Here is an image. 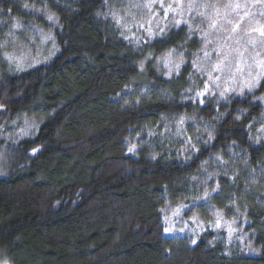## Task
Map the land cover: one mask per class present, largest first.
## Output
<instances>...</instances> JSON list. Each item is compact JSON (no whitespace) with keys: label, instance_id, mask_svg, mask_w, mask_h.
Here are the masks:
<instances>
[{"label":"trees","instance_id":"1","mask_svg":"<svg viewBox=\"0 0 264 264\" xmlns=\"http://www.w3.org/2000/svg\"><path fill=\"white\" fill-rule=\"evenodd\" d=\"M110 1L0 0V135L21 116L40 122L0 139V264H264V74L250 95L186 100L190 65L167 79L153 63L198 39L181 27L135 47L103 15ZM33 25L58 52L11 73L7 37ZM198 183L242 215L259 256H225L213 233L165 236L162 208L188 204Z\"/></svg>","mask_w":264,"mask_h":264},{"label":"rangeland","instance_id":"2","mask_svg":"<svg viewBox=\"0 0 264 264\" xmlns=\"http://www.w3.org/2000/svg\"><path fill=\"white\" fill-rule=\"evenodd\" d=\"M189 5L198 7L190 8ZM217 9L219 16L215 15ZM44 12L46 21L54 26L53 15ZM201 12L217 21L215 28L209 27V20L201 16ZM34 14L39 17V10ZM103 15L110 19L119 36L135 47L181 27L198 39V51L188 55L170 51L155 58L153 63L167 79L176 77L186 64L190 65L191 88L187 91L186 100L199 104L218 103L250 95L264 74V35L260 34V29L264 27V0H112L105 4ZM7 39L8 52L1 60L11 73L48 64L58 52L51 31L38 25L24 29L18 26ZM206 52L208 56H205ZM225 54L227 60L224 59ZM221 61L224 62L223 72L214 67ZM228 61H231L230 68ZM261 123L260 132L264 135V113ZM39 124V120L21 116L3 128L0 139L16 143L32 136ZM174 125L179 126L177 123ZM164 128H170V125ZM175 128L179 131L181 126ZM135 150L132 148L130 154ZM206 184L198 183L190 187L194 196L188 204L169 202L162 208L165 236H186L197 243L201 235L213 233L215 236L210 244L221 247L223 255L234 256L243 250L249 257L259 256V248L251 234L245 231L247 224L242 215L233 208L228 216L214 208L209 199L218 191L207 188Z\"/></svg>","mask_w":264,"mask_h":264},{"label":"snow or ice","instance_id":"3","mask_svg":"<svg viewBox=\"0 0 264 264\" xmlns=\"http://www.w3.org/2000/svg\"><path fill=\"white\" fill-rule=\"evenodd\" d=\"M145 6H146V7H150V5H145ZM25 7H27V5H25ZM189 7L192 8V7H198V6L189 5ZM229 7H231V6H229ZM236 7H239V5H236ZM200 15H201V16H205V13L201 12ZM215 15H216V16H219V10H218V9L216 10ZM205 18H206L207 20H209V27H210V28H215V27H216V25H217V21H216L215 19H212L211 16H205ZM49 19H51V17H49ZM237 27H238V25H237ZM234 30H235V28H233V31H234ZM260 34H261V35H264V27H262V28L260 29ZM238 55L243 56V53H239V52H238ZM205 56H208V53H207V52L205 53ZM224 59L227 60V54H225ZM228 66H229V68H230V66H231V61H228ZM176 67L178 68L179 65H176ZM214 67H215V69H216L217 71H219V72H223V71L225 70V69H224V62H223V61H221L220 63H217L216 65H214ZM252 86H254V85H252ZM252 86L249 87V90H250V91H251V87H252ZM221 94H223V93H221ZM205 195H206V197H207V193H206ZM193 243H195V241H193Z\"/></svg>","mask_w":264,"mask_h":264}]
</instances>
